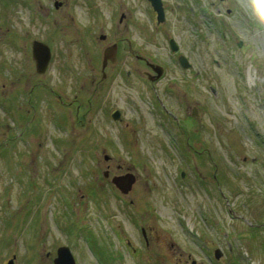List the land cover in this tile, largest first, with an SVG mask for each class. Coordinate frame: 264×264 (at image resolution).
Segmentation results:
<instances>
[{
	"label": "rangeland",
	"instance_id": "obj_1",
	"mask_svg": "<svg viewBox=\"0 0 264 264\" xmlns=\"http://www.w3.org/2000/svg\"><path fill=\"white\" fill-rule=\"evenodd\" d=\"M162 3L159 22L149 0H0V264H53L63 244L76 264H264L258 0ZM34 39L53 54L40 74ZM116 41L95 116L90 79ZM137 54L157 82L127 76L147 69ZM74 77L86 99L66 106ZM127 172L124 194L110 178Z\"/></svg>",
	"mask_w": 264,
	"mask_h": 264
},
{
	"label": "flooded vegetation",
	"instance_id": "obj_2",
	"mask_svg": "<svg viewBox=\"0 0 264 264\" xmlns=\"http://www.w3.org/2000/svg\"><path fill=\"white\" fill-rule=\"evenodd\" d=\"M58 4H60V2L58 3ZM104 35V38L106 37V35L105 34H103ZM42 41H44V40H42ZM44 42H46V41H44ZM117 45H118V42L116 41V42H113V44H111V45H109L108 47H105L104 48V52H103V54H102V59H101V72H100V74L98 75V77H95V78H91L90 79V83H92V87H93V94L91 95L90 94V92H89V95H86V98L89 100V102L90 101H92V99L91 98H93V103L95 102V104H96V107H95V112H94V115L96 116V113H98L99 111H100V113H101V103L104 101V100H107V89H108V85H106L104 82L106 81V80H108V71L106 72V70H105V68L107 67V65H108V63H110V62H114L115 60H116V56H115V59L114 60H112V58L110 57V56H112L111 55V53H109L110 51V49L111 50H113L114 49V52H115V55H116V49H117ZM129 46V45H128ZM130 48H131V46H130ZM133 49V48H132ZM179 49H177V50H175V51H178ZM109 51V52H108ZM53 54H52V52H51V56H52ZM179 55H180V53H179ZM141 56V54L139 55V54H137L136 55V58H137V60H141L142 62H144L145 63V65L147 66V69L145 68V69H143V70H135V69H127L126 70V74H127V76H135L136 78H138V80L139 79H141L144 83H146V80L149 82V83H153V82H157V80L158 79H160L161 78V76L159 77V78H156V79H150L151 78V76H154L155 75V70L154 69H152L151 68V66H150V62H152V63H154V61H150V62H148L149 60H147V58H146V60H143V58L145 59V56H141V57H143V58H141L140 57ZM50 60H51V58H50ZM33 62H34V65H35V61L33 60ZM50 62V61H49ZM70 71H71V69H70ZM44 73V72H43ZM40 74V73H39ZM77 77L75 78L74 77V81H73V84H72V93H73V95H71V96H69V97H67L66 96V99L65 98H63V94H61V95H58V98H60L61 100H58V98L55 96L54 97V95H53V97L57 100V101H61L64 105H69V104H73L75 101H77V102H81V100L82 99H80V95L78 96V94L79 93H81V87H78V85H77ZM141 80H139V81H141ZM141 81V82H142ZM43 82V81H42ZM40 83V84H42L43 85V87H45L46 89H47V91L49 92V93H54L55 94V92H56V90L57 89H55L53 86H49L48 84H46L45 82H43V83ZM35 84H39L38 82H35ZM32 87H33V83H32ZM31 87V88H32ZM92 89V88H91ZM32 90V89H31ZM49 93H47V97H50L51 95L49 94ZM32 94H34L33 92H32ZM61 96H62V98H61ZM81 98H85V97H81ZM85 98V99H86ZM84 99V100H85ZM10 100L11 99H7V101L4 99V98H2L1 100H0V104H1V106L4 104V103H6V105L7 106H9L10 105ZM101 106V107H100ZM3 108H4V106H3ZM115 112H117L118 113V117H115L114 116V113L113 112H111V118H113L114 119V121L115 120H118V119H120L121 118V116H120V111L119 110H114ZM105 115H106V117L108 118V119H110V115H109V111L107 110V111H105ZM192 115V114H191ZM197 134V133H196ZM198 136V134L196 135V137ZM196 137H194L195 139H197ZM195 147V146H194ZM190 148L191 149H189V150H192V151H195V152H197L196 150H198V153H204V152H206V153H209L206 149L205 150H202V148H197V147H195V148H193L192 147V145L190 146ZM107 154V153H106ZM108 155V158L107 159H110L111 158V155L110 154H107ZM106 159V158H105ZM113 160V159H112ZM106 172V173H105ZM105 174H107V169L105 170ZM185 175V171H183L182 172V176H184ZM200 176H202L201 175V173H200ZM211 177V176H210ZM202 178L203 179H206L205 177H203L202 176ZM208 180H210V179H212V177L211 178H207ZM202 180V179H201ZM145 230H143V233H144V238H145V242H146V231L144 232ZM134 250H135V248H134Z\"/></svg>",
	"mask_w": 264,
	"mask_h": 264
},
{
	"label": "water",
	"instance_id": "obj_3",
	"mask_svg": "<svg viewBox=\"0 0 264 264\" xmlns=\"http://www.w3.org/2000/svg\"><path fill=\"white\" fill-rule=\"evenodd\" d=\"M153 9L157 13V21H163L164 20V9L162 0H149ZM100 38H104V35L101 34ZM241 44V42H239ZM171 48L172 50H176L178 48L177 44L174 43L173 40H171ZM114 53V52H113ZM110 56L112 60H114L113 54ZM32 56L35 60L36 69L38 72H43L48 64V61L50 59V48L49 46L44 43L43 41H40L38 39L33 40L32 42ZM180 64L183 67L189 66L190 63H188V60L185 55H180L178 57ZM150 66L152 69L155 70V75L151 76L150 79H156L159 78L163 73V67L159 64L150 63ZM192 115H197V108H192ZM115 117H118V113H114ZM104 158H108L107 154L104 155ZM106 173V172H105ZM136 177L135 174L132 172H127L123 175H114L111 178V181L113 184L124 194L128 193L132 187V183L135 181ZM56 257H54L53 262L54 264H76L74 256L70 250V248L66 245H61L56 250ZM222 254V251L219 248L214 249V256L218 258ZM14 257V256H13ZM7 264H13V258L9 259ZM192 264H195V261H192Z\"/></svg>",
	"mask_w": 264,
	"mask_h": 264
},
{
	"label": "clouds",
	"instance_id": "obj_4",
	"mask_svg": "<svg viewBox=\"0 0 264 264\" xmlns=\"http://www.w3.org/2000/svg\"><path fill=\"white\" fill-rule=\"evenodd\" d=\"M258 5L261 10V15L264 16V0H258ZM261 27L264 28V24Z\"/></svg>",
	"mask_w": 264,
	"mask_h": 264
}]
</instances>
